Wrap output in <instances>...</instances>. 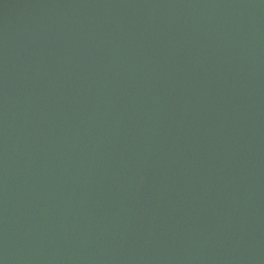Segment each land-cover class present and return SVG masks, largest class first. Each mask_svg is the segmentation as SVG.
<instances>
[{
	"label": "water",
	"instance_id": "95a60500",
	"mask_svg": "<svg viewBox=\"0 0 264 264\" xmlns=\"http://www.w3.org/2000/svg\"><path fill=\"white\" fill-rule=\"evenodd\" d=\"M0 264H264V0H0Z\"/></svg>",
	"mask_w": 264,
	"mask_h": 264
}]
</instances>
